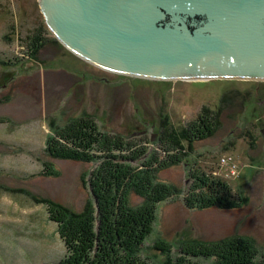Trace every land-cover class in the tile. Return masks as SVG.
<instances>
[{"label":"rangeland","instance_id":"rangeland-1","mask_svg":"<svg viewBox=\"0 0 264 264\" xmlns=\"http://www.w3.org/2000/svg\"><path fill=\"white\" fill-rule=\"evenodd\" d=\"M40 3L0 0V264H60L66 248L58 223L35 196L75 211L91 198L89 176L86 186L82 178L95 164L47 153L54 124L92 118L102 131L147 142L167 159L158 141L162 121L181 130L204 107L218 112L221 125L191 151L185 143V160L159 172L182 194L159 205L142 256L147 264H166L168 255L154 248L160 240L172 249L173 261L182 241L236 236L251 237L264 255V80L166 81L104 70L56 38ZM226 156L234 157L235 168L221 164ZM45 163L59 175H44ZM201 173L227 183L232 200L247 203L230 210L188 208L185 190ZM142 201L133 198V204ZM191 262L208 264L201 258Z\"/></svg>","mask_w":264,"mask_h":264},{"label":"trees","instance_id":"trees-1","mask_svg":"<svg viewBox=\"0 0 264 264\" xmlns=\"http://www.w3.org/2000/svg\"><path fill=\"white\" fill-rule=\"evenodd\" d=\"M162 124L158 141L167 159L155 149L149 150L147 142L102 131L92 118H74L60 127L53 125L55 130L49 134L46 149L50 156L95 164L92 171L83 174L85 186V176H89L91 198L81 211L35 196L49 206L51 219L58 223L66 248L60 264H147L143 247L154 233L159 205L182 194L181 188L162 181L159 172L182 163L185 143L191 151L196 141L216 133L221 118L217 111L204 107L200 117L181 130L174 129L168 119ZM45 165L44 175H59L48 163ZM194 177L195 184L188 186L184 196L190 209L230 210L248 201L232 200L234 196L225 182L202 173ZM135 196L143 201L133 204ZM181 244V253L173 261L169 254L172 249L164 246V240L154 248L168 255L166 264H200L191 262L195 258L205 259L208 264H264L257 243L247 236Z\"/></svg>","mask_w":264,"mask_h":264},{"label":"water","instance_id":"water-1","mask_svg":"<svg viewBox=\"0 0 264 264\" xmlns=\"http://www.w3.org/2000/svg\"><path fill=\"white\" fill-rule=\"evenodd\" d=\"M66 47L153 80H264V0H40Z\"/></svg>","mask_w":264,"mask_h":264},{"label":"built area","instance_id":"built-area-1","mask_svg":"<svg viewBox=\"0 0 264 264\" xmlns=\"http://www.w3.org/2000/svg\"><path fill=\"white\" fill-rule=\"evenodd\" d=\"M234 157L232 156H226L224 158H222V163L223 165H228L230 168H235L236 167V163L233 161ZM235 160V159H234Z\"/></svg>","mask_w":264,"mask_h":264},{"label":"crops","instance_id":"crops-1","mask_svg":"<svg viewBox=\"0 0 264 264\" xmlns=\"http://www.w3.org/2000/svg\"><path fill=\"white\" fill-rule=\"evenodd\" d=\"M4 54V53H3ZM5 55V54H4Z\"/></svg>","mask_w":264,"mask_h":264},{"label":"flooded vegetation","instance_id":"flooded-vegetation-1","mask_svg":"<svg viewBox=\"0 0 264 264\" xmlns=\"http://www.w3.org/2000/svg\"><path fill=\"white\" fill-rule=\"evenodd\" d=\"M114 73V72H113Z\"/></svg>","mask_w":264,"mask_h":264}]
</instances>
